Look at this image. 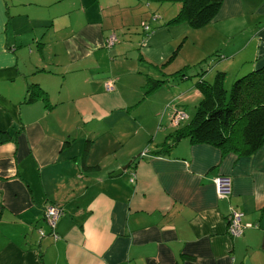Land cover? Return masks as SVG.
Returning a JSON list of instances; mask_svg holds the SVG:
<instances>
[{
    "label": "crops",
    "instance_id": "crops-1",
    "mask_svg": "<svg viewBox=\"0 0 264 264\" xmlns=\"http://www.w3.org/2000/svg\"><path fill=\"white\" fill-rule=\"evenodd\" d=\"M37 1L0 0V131L10 136L0 143V264H264V144L242 156L181 137L168 151L147 146L137 158L129 153L115 164L93 150V140L104 135L98 132L105 127L96 126L101 119L115 109L130 113L133 101L121 95L119 81L136 74L140 84L139 58L167 80L164 94L168 87L194 90L175 103L184 119L173 123L170 108L162 130V120L148 128L156 137L166 133L164 138L193 115L201 97L198 81L211 82L222 71L229 82L263 67L264 0H223L200 28L167 24L180 5L163 3L153 30L144 37L140 32L135 42V64L120 61L115 74L101 61L127 60L122 49L105 46L115 33L107 16L135 1L70 0L65 11L47 16L31 10L43 7ZM40 1L54 6L68 0ZM58 16L65 20L57 23ZM119 19L129 27V18ZM43 22H49L46 38L33 27ZM175 52L183 65L171 71L163 64ZM210 54L212 59L197 62ZM91 65L102 72L90 74ZM156 98L157 108L148 110L155 121L170 97ZM218 174L231 179L227 199L215 193L212 178ZM48 205L62 211L56 238L44 218ZM234 209L243 213L244 227L231 237L227 218Z\"/></svg>",
    "mask_w": 264,
    "mask_h": 264
},
{
    "label": "rangeland",
    "instance_id": "rangeland-1",
    "mask_svg": "<svg viewBox=\"0 0 264 264\" xmlns=\"http://www.w3.org/2000/svg\"><path fill=\"white\" fill-rule=\"evenodd\" d=\"M16 1L19 2L20 0H16ZM133 1H135L136 4L138 5V9H137V5H133L130 9H126L122 11H120L118 8H115L114 10L117 15L107 16L106 22L113 21L114 27H115L113 28V30L116 35V40H114L111 47L115 46V48L117 49H122L126 55L124 56V59L127 60L125 61V60L120 59V60H117V62H114L112 64L106 60L101 61V63L103 62V65L105 69L107 70V72L109 70L112 71L111 68L115 70L112 74H115L117 72V68L120 65V61L124 63H128L129 65L135 64V60L138 58V53H137L138 50L135 45V42H137L140 39V32L142 33V30L144 28L143 24L144 23L147 24L151 19L150 17H152L153 15H158L157 13L159 12V8L163 4V3H159L157 1H152V0H133ZM69 2L70 0L59 1L54 6H51V5L46 6V2H41L40 0H38L37 3H42L43 7L32 6L31 10L34 12L40 13L43 16H47L48 14H51V13L53 15L54 14L59 15L62 11L66 10V6ZM148 3L152 4L153 9L147 8L148 6L146 4ZM167 6L175 7L176 5L173 3H168ZM143 8H145L144 9L145 11L143 10ZM111 9H112L111 7L107 8L106 12H108ZM152 11L156 13H153ZM120 17H122L125 20L128 18L129 20H131L129 27L121 26L120 19H119ZM56 20H57V23H61L65 20V18L58 16ZM47 23L49 22H43L42 23L43 27L40 25L33 26L39 36H42L44 34L43 38H46V35L50 32V30L49 32H47L46 30ZM51 33H52V38L54 39L56 36L55 33L57 32L54 31ZM34 47L37 48L35 44H34ZM106 47L111 48L110 46H106ZM126 47H128L129 49L127 50ZM180 49H181V46H180ZM182 49L184 50L185 47L182 46ZM180 52H183V51L180 50ZM176 53L177 52L171 54V58L166 60L167 62L163 64L165 66L168 65V68L171 71H175L181 65H183L182 64L183 60L178 61V59L180 58V55L179 54L176 55ZM209 56L210 57H207L200 62L198 60L197 62L205 63L206 61L212 59L213 54H210ZM144 60L140 58L139 60L137 59L139 67H140V74H139L140 81H141L140 84L134 83V80L137 76L136 74L129 75V76L123 75L121 77V80H122L121 83L119 81V85H121V88L119 87L121 95L123 97H126L128 95L129 99L133 101L128 106V109H130V113L128 111L122 112L120 109H115L113 111V114L111 115L112 117L109 115L105 120L104 118L101 119V121H103V124L101 123L99 125H96L99 128L105 127L103 128V130H101L102 132L100 131L98 132V133H104V135L93 140V143H94L93 150L96 147L97 155L105 159L104 163L115 164L116 159L121 158L119 156H125L129 153H134L133 154L134 157L137 158L139 156L138 154H139L140 149H143L147 146H149L150 148H156L160 152L168 151V149H170V145L164 146L165 143L159 144L156 147L153 145L155 143H160L163 139H166V137L164 138V135L166 133L164 134V133H161L162 131H160L158 133V136L156 137L155 134L157 132H153V131L150 132L148 131V128H150V126L154 124L156 125V128H158L159 123H160L159 120H162L160 124L162 125L160 127V129L162 130L166 126V124H168L167 119H166L167 117L166 113H168V111L170 112V108L171 110H173L175 103L177 102V99L179 98V96H181V98L185 96H190V95L193 96L194 90L188 89V90L177 91L178 88L174 89L171 87L166 88L167 94H164L161 87L166 86L167 80L165 78H158L159 74L155 72L152 66L148 62H145ZM92 65L90 69V74L97 75V73L100 71V68L92 67ZM189 66L191 67L192 64ZM187 67L188 66H186L184 69L186 70ZM131 80L133 81V83L131 82ZM234 80H235L234 78H231L229 82H225V89L227 90V92H229L230 87ZM148 81H151V82H148ZM208 81H212V78ZM177 82L179 83L181 81L179 80ZM152 85H154L155 87L154 89L149 88ZM183 87L184 86H180L179 88H183ZM156 96L157 97L159 96L160 99H163L167 96L170 97L169 100L166 101L164 105H162V107L160 108L161 112L158 114L159 116L157 117V121H155L148 112L149 109L151 110V109L157 108L159 99L156 98ZM188 109H191V107L189 106ZM166 110L167 112H165ZM176 110H180V109H176ZM186 111H191V110H186ZM131 114H136L138 116L137 121L131 119V116H132ZM160 114H163V115H160ZM98 122H99L98 120H93L91 121V124H97ZM240 126H241L240 123H236L235 134L238 136L241 133ZM172 139L173 138H169L168 140H170L171 142ZM105 147L112 148V149H109L107 150V153H102L100 155L98 151L104 149ZM117 169H115L114 172ZM215 193L217 197L219 198H225V199L229 198V196L231 195V179H230V191L226 196L220 197L217 194L216 189H215ZM61 214H62V211H61Z\"/></svg>",
    "mask_w": 264,
    "mask_h": 264
},
{
    "label": "trees",
    "instance_id": "trees-1",
    "mask_svg": "<svg viewBox=\"0 0 264 264\" xmlns=\"http://www.w3.org/2000/svg\"><path fill=\"white\" fill-rule=\"evenodd\" d=\"M152 1L180 5L178 12L169 18L167 24L186 21L190 27L200 28L216 15L223 0ZM155 20L151 18L147 23L149 27L143 28V37L153 30L150 24ZM114 40H116L115 33L108 35L104 41L105 46L111 47ZM184 70L182 68L174 75ZM234 79L229 92L225 89L226 75L222 71H217L211 82L198 81L201 97L193 115L185 126L174 129L167 135L166 138L173 139L164 146H171L179 138L188 137L193 143L214 145L220 147L223 153L232 150L242 156L250 155L262 146L264 144V66ZM149 88L155 87L152 85ZM236 123L241 124L239 136L235 134ZM9 138L7 132L0 131V143Z\"/></svg>",
    "mask_w": 264,
    "mask_h": 264
},
{
    "label": "built area",
    "instance_id": "built-area-1",
    "mask_svg": "<svg viewBox=\"0 0 264 264\" xmlns=\"http://www.w3.org/2000/svg\"><path fill=\"white\" fill-rule=\"evenodd\" d=\"M152 20H155L157 17L153 15ZM144 28H148V24H143ZM107 87H110L109 84H106ZM178 108H173V116H172V122L177 124L180 120L184 119L186 117L185 112L182 110H176ZM212 184L214 185L217 194L220 197L226 196L230 191V178L227 175L218 174L214 178H212ZM61 214V209L54 205H48L45 208L44 212V218L50 228L51 234L54 238H56V235L54 234V226ZM243 213L232 210L227 218L228 225H227V233L231 237H236L242 233L243 225L241 223V217ZM43 232L40 231V235H42Z\"/></svg>",
    "mask_w": 264,
    "mask_h": 264
},
{
    "label": "water",
    "instance_id": "water-1",
    "mask_svg": "<svg viewBox=\"0 0 264 264\" xmlns=\"http://www.w3.org/2000/svg\"><path fill=\"white\" fill-rule=\"evenodd\" d=\"M130 162H128L127 164H125L123 167L117 169L115 172H113L111 175H116V174H120L124 169H126L129 166Z\"/></svg>",
    "mask_w": 264,
    "mask_h": 264
}]
</instances>
